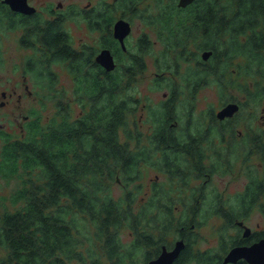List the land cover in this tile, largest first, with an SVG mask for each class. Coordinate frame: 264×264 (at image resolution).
<instances>
[{
	"label": "trees",
	"instance_id": "1",
	"mask_svg": "<svg viewBox=\"0 0 264 264\" xmlns=\"http://www.w3.org/2000/svg\"><path fill=\"white\" fill-rule=\"evenodd\" d=\"M197 2L195 19L170 33L168 49L177 58H191L185 50L191 39L197 49H211L209 61L198 62L194 76L205 74L224 91L239 88L264 108V0ZM144 67V57L132 55L128 70L117 72L116 87H104L103 80L92 87L94 107L82 120L67 123L59 106L49 123L33 120L24 137H6L0 172L26 179L13 199L17 207L0 215V264H146L163 244L170 245L172 235L187 243L177 264H218L235 242V236L224 238L227 231L238 228L254 209L264 212V124L254 132L245 121L247 142L237 140L236 150L228 148L229 155L243 154L244 159L258 154L260 163L248 172L247 193L240 199H224L218 192L209 196L202 184L191 187L189 177L220 167V148L212 163L205 149L213 144L211 133L223 137L224 130L232 129L210 110L207 125L201 117L202 122L188 120L180 130L177 122L176 132L166 133L161 128L170 127L172 117L166 111L150 135L137 131L138 119L131 116L139 100L128 93V83ZM161 151V163L182 183H160L143 202L132 189L111 193L117 177L129 183L141 168L159 162ZM212 202H218V211L210 210ZM211 214L223 222L219 246L210 254L196 243L199 225ZM124 231L132 236L129 242L123 240Z\"/></svg>",
	"mask_w": 264,
	"mask_h": 264
},
{
	"label": "flooded vegetation",
	"instance_id": "2",
	"mask_svg": "<svg viewBox=\"0 0 264 264\" xmlns=\"http://www.w3.org/2000/svg\"><path fill=\"white\" fill-rule=\"evenodd\" d=\"M199 3L201 2L193 0L183 6L180 5V0H14L13 3L8 0H0V69H2V65H7L5 64L6 61L9 62L7 54L11 52L10 48H12L16 55V58L12 62L13 67L15 70H21V75L18 80L2 79L0 77V110L10 109L12 114L10 113L9 120H14L20 127L12 130H6L2 127L1 129L7 132L6 137H24L27 133L25 130L26 125L29 127L34 122L33 120H38L40 124H43L41 122L42 120L39 118L41 114L37 115L35 118V113L37 110V102L41 105H47L44 98L54 99L56 105L62 106L63 120L66 119L67 123L69 120H82L86 113L94 107V100L90 97L89 93L86 92L84 94L83 92V87L85 85L90 86L92 90V87L101 84V80H103L105 81L104 84H102L104 87L106 85H108V87H116V74L117 72H126L128 70L132 61V55H141L144 57L145 67L142 71L146 69V53L154 49L153 39L148 29L154 32V34L156 33L159 38L157 42L163 43L162 52L160 54L169 55L168 60L170 64L175 67V73H177L181 58H177L175 52L173 53L168 49L171 48L173 44L167 39L172 31L183 28L185 24L195 19L194 15L197 11L196 6ZM138 21L141 22L146 29L139 33L137 40L138 48L134 50L130 44V37L134 35L135 23H138ZM125 22L129 24V28L124 25L121 30H118L119 25L121 26ZM161 25L165 31V35L160 34ZM126 29L129 30L127 31ZM9 42H12L11 47ZM187 45L185 50L190 51L188 56L191 58L186 57L185 59L189 61L191 70L182 81L189 86L188 97L189 101H191L199 89L211 82L205 74H200V78L198 79L194 76L198 62H207L211 57L210 55L209 58H204L203 52L211 49H196L195 51H191L194 50V48L190 47L196 45V40L192 39L189 40ZM20 50H22V56H20ZM103 51L114 60L115 65L113 68H108L99 60V55ZM184 53L187 54V52ZM197 53L201 54L199 59L197 58ZM160 68H164L163 65L160 64ZM59 71L67 72L70 79L74 82L76 99L67 97L64 90H57V86L64 87L63 84H58ZM163 75L164 72L158 73V76ZM31 77H33L32 81L30 79ZM108 79L113 80L106 82ZM33 82L45 88L46 91L49 90L50 94H41L39 90L34 89L33 85H31ZM132 82L128 83L130 87L133 84ZM21 88H23V90H21ZM39 94L40 99L29 104L23 103V98H37ZM176 94V84H174L171 89V97L168 98L167 92L164 93L166 97L165 106H167L165 109L167 112H171L172 104L174 111V104L178 96V94ZM229 102H237L239 104V109L230 116L224 118L218 117L217 112ZM76 103L80 105V109L74 116L72 107H74L73 105ZM246 104L249 105L251 103H245L238 99H230L224 102L216 112L213 111L217 121L220 123L222 122L221 124H225V126H230L232 131H228V129L224 130L225 134L223 137L217 133L214 137L212 133L210 134L212 141L209 144H213L207 146L205 149L207 161L208 163L215 161L217 157L216 149L220 148L221 165L217 169L212 171L207 170L201 173V176H198L199 178H196V176L189 177L191 187H194L196 184H202L207 190L208 185L214 183V174L216 170L222 174L233 171L232 166H234V164L231 160L233 153L229 155L228 148L236 150L239 147V145L235 143L237 140L247 142V137L244 135L246 127L239 128L234 122L237 118L236 115L240 113L244 106H247ZM20 109H27V113L21 115V119L23 120L19 118L18 112ZM248 114L249 117L245 119L246 123L254 132H258V126L260 124L256 125L255 123V112L251 111ZM171 116L174 117L172 114ZM52 117H48L46 123H49ZM67 117H69L68 120ZM170 120V127L161 128V131H165L166 133L176 132V128H173V126L177 124L178 119L173 118ZM208 120V122H210L209 117ZM136 129L139 132H147L146 135H150L154 132V129L149 127L144 131L141 127ZM133 130L135 131L134 128ZM1 133L4 134L3 132ZM162 153V151L159 153V162L156 161L152 167L161 171L167 177L168 181L161 183L160 181L152 180L147 187L146 194L141 198L144 201L153 194L158 184L161 183L164 186L170 185L172 187H177L179 185L178 181H183L178 177L175 178L177 175L175 177L171 175L168 169L164 167L166 162L161 163ZM239 155L242 156L243 154ZM254 156H258V154L251 153L248 159H244V156H242V161L248 162V160ZM258 163H260L259 159ZM254 165L255 164H253V166ZM161 168H163V170ZM185 172H192V170L188 169L185 170ZM246 174L249 182L248 174L250 173L247 172ZM117 180L118 182L122 181V179H118V177ZM247 184L245 189L239 192L237 196H234V198L240 199V197L247 193ZM201 188L203 190V187ZM209 193V196H212L214 192ZM218 193L220 195L225 194L222 190ZM228 198H231V196L227 195L224 197V199ZM208 199L211 200V198ZM217 206L218 202H212L209 207L213 212L219 210ZM226 206L225 208L227 209ZM181 208L182 206H179V204L176 205L177 211L181 210ZM252 212L253 211H251L249 215H251ZM260 212L262 211L260 210ZM262 213L264 214V212ZM238 225V228H231L225 234V239L233 238L234 236L236 238L235 242L230 247L227 245L229 248L223 252L222 259L218 264L223 263L228 252L233 247H249L259 242L261 239H264V224L257 223L256 226H252L246 222L245 218L241 219ZM219 237L220 234L218 232L217 241L214 240L216 244H211L209 248L205 249L210 254L213 252L214 248H218ZM180 239L185 240L181 235H172L170 245L163 244L162 247L166 245L168 249H172L176 241ZM214 241H212V243ZM184 242L185 246L179 255L186 249L187 243L186 241ZM179 255L175 259V264H177L180 259ZM193 261L194 260H192V262ZM190 263L191 262H186V264ZM226 264L259 263L255 261V259L253 260L252 257L242 256Z\"/></svg>",
	"mask_w": 264,
	"mask_h": 264
},
{
	"label": "rangeland",
	"instance_id": "3",
	"mask_svg": "<svg viewBox=\"0 0 264 264\" xmlns=\"http://www.w3.org/2000/svg\"><path fill=\"white\" fill-rule=\"evenodd\" d=\"M145 29L146 28L141 22L138 21V23H135L134 35L130 37V44L134 50L138 48L137 40L139 37V33ZM148 31L150 32L151 37L153 39L154 49L146 53L145 60L147 61V67L145 70L137 74L135 80L132 82V87L128 90V93L134 94L139 100L136 105L135 112L131 116V119L137 118L139 122V127H141L143 131L146 130L148 127L153 128V126L157 123L156 119L159 118L158 121H160L165 115V108H167V106H165L166 97L164 96V93L167 92V97H171V89L174 84L177 85L178 96L174 104V111L173 104L171 105V112L174 115V117H171V119H178L180 127H178L179 130L186 125V122H188V120H190L193 124L196 122H202L199 120L201 117H204L203 123L207 125L209 121L207 117L209 111L212 110L216 112L224 102L230 99H238L245 103H251L247 106H244L240 113L236 115L237 118L234 120V122L239 128L245 127V119L249 117L248 113L251 111L255 112L254 119L256 120V125L260 124L259 126H261V123L264 124V108H262V104L260 103V105H257L254 102H251V98L239 88L230 87L228 90L224 91L222 87L218 86L215 81H211L208 85L199 89L195 97L191 101H189V86L184 81H182L184 78L187 77V73H190L191 69L189 61L185 58H181L180 66L178 67V72L175 73V67L171 65L168 60L169 55L160 54L162 52L163 43L157 42L159 38L157 37L156 33L154 34V32H152L150 29H148ZM160 34L165 35V31L162 25ZM9 43L11 47L12 42ZM190 48H194V50L191 51H195L198 46L195 45L191 46ZM10 50L11 52L7 54L9 62L6 61L5 64L7 65H2V69H0V77L2 79L18 80L21 75V70H15V68L13 67L12 62L16 58V55L14 54L12 48H10ZM22 55V50H20V56ZM200 56L201 54H198L197 58L199 59ZM158 63L163 65L164 68H159ZM161 72H164V75L158 76V73ZM59 73L60 74L58 84H63L64 87L57 86V90H64L65 95L67 97H73L74 99H76V90L74 82L70 79L67 72L59 71ZM30 79L32 81L33 77H31ZM31 85H33L34 89L39 90L41 94H50L49 90L46 91L45 88L37 85L36 82H33V84ZM83 88L84 94L86 92H91L90 86L85 85ZM21 90H23V88H21ZM37 99H40V94L37 98H23V103L29 104ZM44 99L47 105H41L37 102V110L35 113V118L37 117V115L41 114V117L39 118L40 120H42L41 122L43 124L46 123V119L48 117H52L54 114L58 113L60 109V107L56 105L54 99ZM254 105L256 106V110ZM73 106L74 107H72V111L73 115L75 116L80 109V105H77L76 103ZM10 113V109L0 110V158L1 151L3 145H5L4 143L7 136V132H5L1 128L3 127L6 130L20 128L17 122H15L14 120H9ZM23 113H27V109L19 110L18 114L20 119ZM261 127H263L264 129V125H262ZM25 128V130L28 132V125H26ZM1 132H3L4 134H2ZM146 133L147 132H144L143 134L146 135ZM231 160L234 164V166H232L233 171H230L226 174H222L221 172H217L216 170L214 174V183L208 185L207 187L208 192L217 193L222 190L225 192V194H222L223 198L229 195L231 196V199H236L234 198V196H237L239 192H242L245 189V186L248 182V177L246 173L249 172V169L251 171V167L253 166V164H258V156L251 157L248 162H243L242 156L236 154L231 156ZM140 172V176H138L137 178H133L129 181V183H127L128 181L125 180L123 175H121V182L114 180L113 184L110 185L111 193L117 196L123 193L124 189H132L135 190L138 194L137 201L143 202L144 200H142L141 198L146 194V191L148 189L147 187L152 180H157L161 183H165L168 181L167 177L161 171L156 170L152 166H149L148 168L144 167V169L141 168V170H139V173ZM21 176L22 177L19 178L6 176L4 177L0 172V215H2L5 210H14L17 207V205L14 204L13 199L17 190H20L24 187L23 182L24 179H26V176H24L23 174H21ZM14 200L17 199L15 198ZM222 222V217H219L216 214H211L204 224H202L201 226L199 225V239L196 245L200 249L205 250L209 248L211 244H216L218 238V227L220 224H222ZM246 222L252 226H256L257 223L263 225L264 214L256 208L253 210L252 214L246 218ZM122 235L123 240L125 242H129L132 239V236L128 231H124ZM212 241L214 242L212 243ZM2 253L3 249L0 248V256H2Z\"/></svg>",
	"mask_w": 264,
	"mask_h": 264
},
{
	"label": "water",
	"instance_id": "4",
	"mask_svg": "<svg viewBox=\"0 0 264 264\" xmlns=\"http://www.w3.org/2000/svg\"><path fill=\"white\" fill-rule=\"evenodd\" d=\"M13 3L14 0H8ZM193 0H180V5H187ZM128 26L129 24L125 22L123 25H119L118 30H121L123 27ZM127 31L129 29H126ZM212 50H205L203 52L204 58H209L212 54ZM99 60L105 64L108 68L114 67V60L111 56H108L106 52H102L99 55ZM239 109V104L237 102H229L226 106L220 109L217 112L218 117L224 118L234 114ZM185 242L183 239L177 240L175 246L172 249H168L166 245L162 247L159 255L150 259L146 264H175V259L180 254L181 250L184 248ZM245 256L252 257V259L257 261L259 264L264 263V239H261L259 242L253 244L252 246H235L233 247L225 257L222 264H226L229 261H235L236 259Z\"/></svg>",
	"mask_w": 264,
	"mask_h": 264
}]
</instances>
